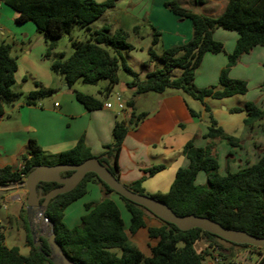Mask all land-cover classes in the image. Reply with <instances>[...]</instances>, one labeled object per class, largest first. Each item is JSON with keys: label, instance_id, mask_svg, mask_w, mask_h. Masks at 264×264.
Returning <instances> with one entry per match:
<instances>
[{"label": "trees", "instance_id": "16d2710c", "mask_svg": "<svg viewBox=\"0 0 264 264\" xmlns=\"http://www.w3.org/2000/svg\"><path fill=\"white\" fill-rule=\"evenodd\" d=\"M2 1L18 13L16 19L18 24L28 22L35 24L38 33L49 43L44 54L45 59L50 62L53 73L63 77L69 88L79 81L87 85H97L101 80H108L111 87H114L120 82L118 72L123 68L133 77L132 81L128 82V87L134 92L127 102L128 109L132 111L130 119L116 123L112 131L113 141L104 148L102 155L98 157L91 155L83 140H80L73 149L56 157L46 156L31 143L28 151L30 157L28 155L23 157L21 171H15L10 167L0 169L1 185L25 181L28 174L38 165H79L91 158L98 159L121 182L119 157L125 136L129 129L137 127L147 116L145 113L136 114V104L140 96L181 91L201 103L206 99L223 100L244 96L248 92V84L243 80L229 78L228 70L238 63L246 48L254 44L264 45V0H228L223 13L217 18L185 11V17L190 19L193 25L192 39L184 45L182 54L178 57L168 54L159 56L150 49L143 68L147 69L153 64L160 63L162 69L155 68L141 80L139 75L126 65L122 55L123 51L133 50L127 41L125 31L123 29L113 31L107 25L95 31H91L90 28L115 6V0L103 3L95 0ZM167 6L180 8L176 2ZM76 27L86 31L87 41L74 40L72 32ZM218 29L237 32L241 39L233 53L229 55L228 64L220 74L218 86L199 90L195 86V74L204 56L225 51L223 44L213 38V33ZM64 36L70 37L73 49L72 56L66 61L64 55L55 53L59 39ZM177 69L181 70L180 76L174 75ZM17 71V58L12 55L11 45L2 43L0 119L4 116L6 107L12 106L23 96L25 105L37 106L54 94L53 90L39 84L36 85L35 91L28 94L15 92L13 87L16 84ZM76 98L88 110L102 108V103L89 95L76 92ZM205 111L208 114L211 140H225L231 147H240L241 141L228 135L218 125L208 106ZM230 112L232 114L245 112L247 118L244 124L247 126L264 120V109L252 102H247L243 108H233ZM214 147V142L206 148H197L188 143L183 149V154L189 159L190 165L186 169L178 170L170 190L165 194H146L142 188L144 179L125 186L135 193L165 203L179 216L206 217L225 228L245 231L255 237L264 238V151L255 165L234 174L221 176ZM164 168L156 166L148 171V175L154 176ZM201 171L207 175L206 186L196 184L197 175ZM71 174L72 172H68L62 176L67 177ZM89 182L98 184L102 199L96 204L85 205L86 213L81 218V226L68 228L63 221L64 211L88 193ZM57 187L59 185L55 183L40 185L43 194ZM114 195L124 203L130 215L129 234L135 235L139 230L146 228L148 214L161 222L160 227L148 228L149 239L156 241L154 246L150 245L148 257L130 241L121 210L112 199ZM45 215L54 224L58 244L75 264H204L205 255L209 254L213 247L219 251L221 260L219 264H245L237 258L235 248L243 252L258 253L262 257L258 264H264V249L233 244L198 228L181 231L177 226L159 219L144 207L119 196L94 173L87 174L71 192L51 200ZM22 216L27 244L31 251L28 256H23L17 247L8 248L0 223V264H53L47 238H40L42 247L39 251L34 245L26 209H23ZM201 241L207 242L208 247L199 253L195 245Z\"/></svg>", "mask_w": 264, "mask_h": 264}, {"label": "crops", "instance_id": "0c3cea01", "mask_svg": "<svg viewBox=\"0 0 264 264\" xmlns=\"http://www.w3.org/2000/svg\"><path fill=\"white\" fill-rule=\"evenodd\" d=\"M95 1L103 3L108 0ZM172 2L179 4L180 8L167 6ZM227 2L228 0H115V6L109 9L107 14L105 13L106 20L103 24L91 31L105 25L111 27L113 31L123 29L133 50L140 47L142 52L148 54L149 50L153 49L160 56L168 54L178 57L182 54L184 45L193 36V25L191 20L185 17V11L217 18L223 13ZM17 17L18 13L0 0V45L10 41L17 58L18 71L13 90L28 94L35 91L36 85L39 84L53 90L54 94L37 106H27L22 102L6 107L5 114L0 119V169L10 167L15 171H21L23 157L28 155L31 143L46 156L56 157L73 149L80 140H83L91 155L94 157L102 155L104 148L113 141L112 131L116 123L127 121L132 115V111L127 107L130 99H124L121 92L130 91L132 98L133 89L128 87V82H121L117 90V86L111 87L108 80H101L97 85H92L99 86L101 82H105L101 85V90L95 92L82 89L83 87L78 84L87 85L82 81L63 91L62 89L66 86L64 78L53 73L50 62L44 57L49 43L43 35L38 33L34 23L18 24ZM142 28H146L147 32L150 31L153 36L145 44H139L137 41V39H144L140 31ZM213 38L223 44L225 51L220 54L208 53L204 56L195 74V86L199 90L218 86L220 74L226 68L229 55L235 50L241 36L234 31L218 29L213 33ZM133 41L137 44L133 45ZM161 67L160 63H156L147 69L143 68L140 79L144 80L143 77H146L149 72ZM228 77L245 81L248 84V92L244 96L233 97L238 98V106L225 105V101L230 98L219 100L224 102V105L220 106L223 107L220 110L222 114L214 110L210 103L211 99L201 103L181 91H168L165 94L154 95L148 110L141 113L138 112L137 101L136 114L145 113L147 116L137 127L129 129L125 136L119 157L121 183L131 185L144 179L142 188L146 194L167 193L178 170L186 169L190 165L189 159L183 154V149L188 143H192L197 148H206L214 142V154L218 159L221 176L237 173L258 163L264 151V120L256 122L253 126H247L244 124L247 118L246 113L232 114L230 110L243 108L247 102H252L264 109V45L254 44L246 48L238 63L228 70ZM76 92L93 97L102 103V108L88 110L77 100ZM117 96H120L125 104L123 111L116 105ZM143 96L150 98L148 94ZM114 97H116L115 102H112L111 99ZM106 103H111L113 107L107 109ZM206 106L211 109L218 125L228 135H236L234 137L241 141L240 147H231L225 140H211ZM228 126L230 129L227 128ZM156 166L165 168L154 176H149L148 171ZM196 184L207 185L205 172H199ZM90 185H96L97 191L99 190L96 182H89L88 193L83 198L90 193ZM98 192L97 202L87 204L101 201L102 194L100 190ZM27 197L28 192L18 187L0 201L8 210L10 224L8 228L12 226L14 220L18 233L17 236L9 233L3 221L0 220L5 233V245L8 248L17 247L23 256H28L31 251L27 244L25 222L22 216L23 209H26ZM112 199L118 204L120 210H126L119 198ZM80 200L64 211L63 221L68 228L76 223L74 214H77L78 222L81 223V218L86 213L85 205L87 204L83 207H74ZM121 214L128 233L130 215L129 217L125 215L124 218L122 211ZM160 226L161 223L157 219L147 215L146 228H143L147 234L139 235L140 230L135 235L128 233L129 239L140 250L142 247L147 248L146 252L143 249L141 251L148 257L150 245L156 244V241L149 239L148 228ZM10 239L12 243L9 244ZM15 243H20V246ZM198 243L202 247L200 252L207 249V242ZM248 252L247 259L250 256V251ZM237 258H241L238 253Z\"/></svg>", "mask_w": 264, "mask_h": 264}, {"label": "water", "instance_id": "95a60500", "mask_svg": "<svg viewBox=\"0 0 264 264\" xmlns=\"http://www.w3.org/2000/svg\"><path fill=\"white\" fill-rule=\"evenodd\" d=\"M67 88L68 86L66 85L62 90L65 91ZM68 172H72V174L67 177L62 176V174ZM89 173H94L119 196L144 207L159 219L177 226L181 231H189L198 228L233 244L249 245L264 249V238L255 237L245 231L225 228L206 217L195 215L179 216L165 203L151 198L150 196L140 195L129 190L123 183L117 180L98 159L91 158L79 165H38L28 174L25 181L5 185L0 184V201L18 187H22L28 192L26 212L31 226L34 245L39 251H41L42 244L40 238H38L37 232L33 230L32 222L35 219H39L40 222L50 225V232L47 236V240L50 246V258L53 264L75 263L65 255L58 244L54 231V224L46 217L45 210L49 206L51 200L59 195L74 190ZM43 183H55L59 185V187L49 191L47 194H43V190L40 188V185ZM248 253L249 252L246 251L244 257H246ZM239 259L243 263L249 264L247 259Z\"/></svg>", "mask_w": 264, "mask_h": 264}, {"label": "rangeland", "instance_id": "374dc122", "mask_svg": "<svg viewBox=\"0 0 264 264\" xmlns=\"http://www.w3.org/2000/svg\"><path fill=\"white\" fill-rule=\"evenodd\" d=\"M107 14V13H106ZM106 14L103 15V17H101L98 21H96L95 23H93L90 28L91 29H96L98 27H100L103 22L106 20ZM141 31V35L144 37V39H137L138 43L139 44H145V42H147V40H150L153 36L151 35L150 31L147 32L146 28H142ZM149 33V34H148ZM150 35V36H149ZM72 37L74 38V40L76 41H79V42H85L87 41L88 39V35L86 34V31L84 29H79V28H75L72 32ZM130 42V41H129ZM4 43H7V44H10V41H7V42H4ZM132 43V42H131ZM137 43H134L133 41V45H136ZM11 47H12V55L15 57V52H14V49H13V45L10 44ZM55 53L57 55H64V60H68L72 54H73V49L71 47V42H70V37L69 36H64L63 38H61L58 42V47L57 49L55 50ZM122 55L125 59V63L126 65L131 68L132 70H134L138 75L139 77L141 78V71L143 70V63L146 62L148 60V54L146 52H142L140 47H137V49H134L132 51H123L122 52ZM160 56V55H159ZM162 69V67H161ZM174 75L175 76H180L181 75V70L180 69H177L175 70L174 72ZM118 77H119V80L120 82L116 85L117 86V90H119V87H120V83L121 82H130L132 81L133 77L130 76L123 68H121L118 72ZM146 77H143V79H145ZM103 83L105 82H101V84L99 86H92V85H83V84H78L80 85V87H83L82 89H85V90H90L92 92H95L97 90H101V85H103ZM77 88H79V86H77ZM80 90V89H78ZM120 92V91H119ZM121 95L124 97V99H131V95H130V91H125L124 93L121 92ZM150 96V98H147L145 96H140L138 98V105H139V108H138V112L141 113V112H144V111H147L148 108H149V104H150V100L151 98L155 97L154 95H157V94H154V93H150L148 94ZM115 98H112L111 101L112 102H115ZM24 96L19 99L18 101H16L14 104H19V103H22L24 102ZM238 98H230L228 100L225 101V105H228V106H238V103L239 101L237 100ZM241 99V98H240ZM45 100V99H44ZM210 103L211 105L214 107V110L216 111H219L221 112L220 110H222L223 107H220L221 104L224 105V102H221L219 100H213L211 99L210 100ZM9 107V106H8ZM223 112H221L222 114ZM245 113V112H244ZM221 120V119H220ZM222 120H225V119H222ZM228 129H230V126L227 127ZM235 134H239V133H235ZM236 136V135H234ZM51 161V160H50ZM89 191L90 193L88 194V196H86L85 198H83L82 200H80L78 203L77 206H74V207H83L85 204H87L88 202H97L98 200V195H99V190L97 191L96 189V185L93 186V185H90L89 186ZM114 197H116L118 199V197L116 195H114ZM92 204H96V203H92ZM80 205V206H79ZM123 215H124V218H125V215L129 217V214L126 210H123L121 209ZM152 219H155L151 214H148ZM74 220L76 219V223H73L71 225L70 228H75V227H79L81 226V223L78 222V217H77V214H74ZM0 220L3 221V225L6 226V228L9 230V233L17 236L18 233H17V228L15 227L16 223L15 221L13 220L12 221V226L8 228V226L10 225L8 223V210L6 208V205L4 203H1L0 202ZM160 222V221H159ZM161 223V222H160ZM32 227H33V230L35 232H37L38 234V238H47L49 232H50V225L48 223H42L39 221V219H35L33 220L32 222ZM141 234H147L146 233V230L144 229H141L140 232ZM12 239L9 240V244L10 242L12 243L11 241ZM19 244L18 246H20V243H15V245ZM226 247H228V245L224 244ZM140 246V245H139ZM143 251L146 252L147 251V248H144L142 247ZM141 249V250H142ZM195 249L197 250V252L201 253L200 250L202 249L201 247V244L200 243H197L195 245ZM211 250V251H210ZM207 253V255H205V260H204V264H219V263H215L214 261V258H212L213 256L215 255H218L219 256V252L217 253L216 251H214L213 248H211ZM234 253L235 254H239L240 257L242 258V260L245 258L247 259L246 257H244V252L239 249V248H235L234 249ZM261 255H259L258 253L256 252H250V256H249V259L248 261L251 262V264H258L261 260ZM219 259H220V256H219Z\"/></svg>", "mask_w": 264, "mask_h": 264}, {"label": "built area", "instance_id": "2783aa9c", "mask_svg": "<svg viewBox=\"0 0 264 264\" xmlns=\"http://www.w3.org/2000/svg\"><path fill=\"white\" fill-rule=\"evenodd\" d=\"M116 105H117L119 110H121V111L125 110V104L123 103V101H122L120 96H117V98H116ZM105 107L107 109H111L113 107V105L111 103H106ZM214 251H216L217 253L219 252L217 248H215ZM212 258H214L215 263H219L220 262V259H219L218 255H215Z\"/></svg>", "mask_w": 264, "mask_h": 264}]
</instances>
